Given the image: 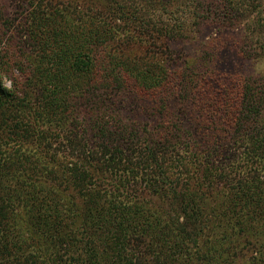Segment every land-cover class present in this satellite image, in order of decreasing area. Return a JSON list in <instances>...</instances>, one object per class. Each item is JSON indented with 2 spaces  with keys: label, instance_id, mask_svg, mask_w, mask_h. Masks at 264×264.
I'll list each match as a JSON object with an SVG mask.
<instances>
[{
  "label": "trees",
  "instance_id": "obj_1",
  "mask_svg": "<svg viewBox=\"0 0 264 264\" xmlns=\"http://www.w3.org/2000/svg\"><path fill=\"white\" fill-rule=\"evenodd\" d=\"M29 1L22 36L0 9V264H264V84L168 56L217 22L263 61L264 0Z\"/></svg>",
  "mask_w": 264,
  "mask_h": 264
},
{
  "label": "rangeland",
  "instance_id": "obj_2",
  "mask_svg": "<svg viewBox=\"0 0 264 264\" xmlns=\"http://www.w3.org/2000/svg\"><path fill=\"white\" fill-rule=\"evenodd\" d=\"M68 1L72 2L73 0H55L54 3L56 4L64 2L66 7ZM82 1H86L87 4L90 5L98 4V0ZM171 1L172 0H169L170 3ZM29 2V0H0V9L4 12L5 17H9L10 20H12L13 25L11 27L16 31L18 30L21 34L20 36L24 35L23 31L26 29L24 20L25 16L31 9ZM78 3H80L78 4L80 5L78 6L79 11L82 10L84 14L90 15V17L95 16L96 13L93 12L95 10L94 7L93 10H91L86 6V3H82L80 2V0H78ZM72 10L73 9L71 8V11ZM105 12L109 14L108 12H110V9L107 8ZM128 28H130V30L127 31V33L133 32V34L135 35H138L140 33L142 34V39L146 40V43H143V46L146 45L145 47H149V45L151 44L150 47L154 48L155 50L161 51V49L158 48H161V46H163V44L165 43V38L158 37L156 35L150 36L146 34L148 32L138 29L135 30L134 27ZM141 31L144 33H142ZM245 33L246 28L244 24L234 27H225L222 24H218L217 22L212 25H202L199 29L190 33L188 37H185L182 40L180 39L181 41L175 40L168 44L170 48L168 56H170V59L173 60L171 63H169L170 65H180L182 64L183 60H187L188 64H191V66H193L195 70V72H193L194 75H198V73L201 72V68L208 69V65H210V68L216 70L215 72H217L219 75H238L242 78H249L254 80V82H256V85L264 84V60L253 61L251 59L240 56L238 53V49H240V46L244 41ZM213 42H215V44ZM141 54H143V52L138 55L141 56ZM217 68L220 70V72L217 71ZM121 104L124 105L125 109L127 110L126 117L128 116L132 121L135 120L134 116L137 115V120L139 119L144 123L150 122L151 119L148 116H144L140 111L135 112V108L130 107L127 100H124ZM75 106H77L78 109L76 114L80 117L83 107L82 101L75 103ZM78 121H81L80 118ZM61 147L65 148V150L60 151H65L64 155H69L70 152L66 150V147L60 146L59 148ZM194 178L195 177H193V179ZM154 199L155 200L153 201L158 202L156 197H154ZM83 228L86 229L80 230V233L77 237V239H79V241H77L78 248L82 249L83 245L85 247H92L95 245L99 249V247H101V245L103 244V237H106L108 233L106 231L103 233V230L99 228L97 222L86 223ZM201 239L202 241L205 240L204 237H201ZM62 250H65V248L62 247ZM190 250L191 252H193L192 248H190ZM128 251H133V253H135L136 259L138 257H141L147 259L148 261H151L152 257L149 255L150 252L146 251V246L141 244V242L136 241L135 239L130 244V247H128ZM190 255L192 256V253ZM117 256V252L115 253L114 250L111 249V252L109 254V261L112 264H118V262L116 261V258H118ZM75 257L76 256H71L67 258V262L69 263V259ZM181 257L184 256L181 255L180 258ZM149 264L155 263L154 261H152Z\"/></svg>",
  "mask_w": 264,
  "mask_h": 264
}]
</instances>
